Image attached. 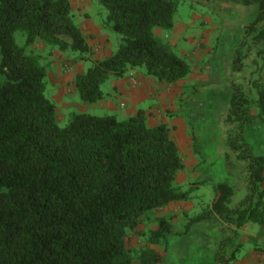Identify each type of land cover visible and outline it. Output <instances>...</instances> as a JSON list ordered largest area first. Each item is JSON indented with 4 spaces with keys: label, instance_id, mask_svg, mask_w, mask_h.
Segmentation results:
<instances>
[{
    "label": "trees",
    "instance_id": "16d2710c",
    "mask_svg": "<svg viewBox=\"0 0 264 264\" xmlns=\"http://www.w3.org/2000/svg\"><path fill=\"white\" fill-rule=\"evenodd\" d=\"M98 1L123 42L72 79L84 101L102 100L101 84L136 66L169 83L188 75L189 62L155 32L174 27L178 0ZM238 1L259 6L229 52L226 119L235 125L228 142L236 157L226 168L232 174L238 168L240 178L215 185L211 205L189 222L218 224L215 264H236L242 227L264 225V155L245 135L264 115V0ZM36 44L90 51L72 0H0V264L162 263L157 246L167 250L173 231L167 218L142 233L148 244L138 256L128 239L152 210L187 198L175 185L185 162L170 126L148 124L143 109L123 119L74 112L60 125Z\"/></svg>",
    "mask_w": 264,
    "mask_h": 264
},
{
    "label": "rangeland",
    "instance_id": "374dc122",
    "mask_svg": "<svg viewBox=\"0 0 264 264\" xmlns=\"http://www.w3.org/2000/svg\"><path fill=\"white\" fill-rule=\"evenodd\" d=\"M258 10L257 3L243 4L238 0H178L174 27H156L155 32L189 62L191 69L188 75L169 83L150 75L145 66L129 68L123 76L111 75L101 84L106 95L98 102L84 101L72 83L78 72L86 71L97 58L111 55L123 42V35L106 22L107 10L98 0H77V7L73 9L76 23L81 27L88 26L84 33L91 46L90 51H61L48 45H34V51L47 70L46 95L57 104L60 125H66L74 112L113 114L123 119L143 109L148 124L165 123L170 126L185 162L175 185L188 194L187 198L174 202L163 215L172 223L173 231L168 235L167 250L163 243L157 246L164 253L160 264H204L206 261L209 264L214 261L217 245V236H214L218 233V224L209 221L208 224L199 222L191 225L189 222L211 205L216 195L215 185L225 181L235 183L240 178L238 168L233 174L226 168L228 160L236 157L228 142L235 125L226 119L233 90L228 82L229 64L226 67L223 63L222 47H216L217 39L227 34L234 39L239 27L253 20ZM93 25L98 33L88 32ZM207 31H212L211 43H207L212 49L199 59L190 38H196V43L206 44ZM16 41L23 45L25 34L16 32ZM121 78H135L140 83L141 89L134 95V100H128L118 88L117 81ZM179 91L180 95L174 99ZM167 94H170L169 102L159 104L160 96ZM245 135L253 145L254 153L264 155V115L247 125ZM156 210L150 212L138 229L129 231L128 244L137 256L139 249L148 244L147 235L142 233L159 226ZM251 225L260 236H264V225ZM261 239L257 238L254 243L246 242L238 257L250 244L263 247ZM204 242L207 254L202 250Z\"/></svg>",
    "mask_w": 264,
    "mask_h": 264
},
{
    "label": "crops",
    "instance_id": "0c3cea01",
    "mask_svg": "<svg viewBox=\"0 0 264 264\" xmlns=\"http://www.w3.org/2000/svg\"><path fill=\"white\" fill-rule=\"evenodd\" d=\"M72 4H73V9L75 7H77V0H72ZM83 31L85 32L86 29H88V26H84L82 27ZM91 30H88L89 33H94L97 32V28L95 25L90 27ZM213 31V30H212ZM212 31H207V33L209 34L208 36H206L207 41L206 44H204V42L202 43H196V38L192 37L190 38V40L193 42L194 45V53L195 55L199 58L202 59L204 57V55H206L207 52H209V50H211L212 46L208 45L207 43H211V33ZM94 37V35H93ZM232 36L230 35H224L222 38L217 39V46L216 47H222V51H221V55L223 58V63L224 65L227 67L229 64V52H230V48L233 45L231 42H234L235 39L231 38ZM208 38L210 39V41L208 40ZM216 42V43H217ZM198 47L200 48V50H198ZM133 70V68L131 69ZM224 76V73L222 74ZM221 75V76H222ZM57 80V79H56ZM138 81V80H137ZM135 79V82L133 80H130V78H121L117 81L118 84V88L121 90V92L123 94H126V96L128 97V100L132 99L134 100V98L136 96H134L137 92L140 91L141 86L138 84V82ZM168 91V90H167ZM169 92V91H168ZM167 92V93H168ZM171 92V91H170ZM180 92L175 95L174 99H176V97L178 95H180ZM138 96V95H137ZM170 100V94L164 95V97L159 98V104H166L168 103ZM193 155V154H192ZM174 202L170 203L169 205L159 208L155 211V213L157 214L158 218L163 217L164 214H167V209L171 207V205ZM209 221H200V223L202 224H208ZM199 223V222H197ZM242 236H241V241L243 242V246L246 242H255V240L258 238H262L261 240L264 241V236H260L259 233L257 232V229L254 228V226L251 225V223H247L245 224L242 229ZM216 235L214 236V238L217 236L218 237V233H215ZM217 237L215 238V240H217ZM257 246H255L254 244H250V246L247 247V249L244 251L243 255L238 257V260L236 262V264H264V252L261 250H258L256 248ZM202 250L205 252V254H207L208 248L206 246V242L203 243V247ZM206 257V255H205ZM212 259V258H211ZM213 260V259H212ZM207 261L204 263L206 264ZM210 263H214V261H210Z\"/></svg>",
    "mask_w": 264,
    "mask_h": 264
},
{
    "label": "built area",
    "instance_id": "2783aa9c",
    "mask_svg": "<svg viewBox=\"0 0 264 264\" xmlns=\"http://www.w3.org/2000/svg\"><path fill=\"white\" fill-rule=\"evenodd\" d=\"M133 79V81L135 82V78H132Z\"/></svg>",
    "mask_w": 264,
    "mask_h": 264
}]
</instances>
